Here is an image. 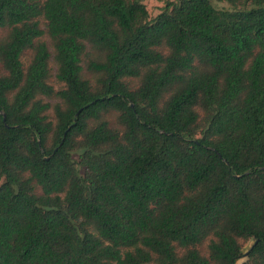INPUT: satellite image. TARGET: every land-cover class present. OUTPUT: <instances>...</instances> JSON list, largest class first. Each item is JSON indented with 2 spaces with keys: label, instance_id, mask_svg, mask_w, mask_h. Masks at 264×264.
Here are the masks:
<instances>
[{
  "label": "trees",
  "instance_id": "obj_1",
  "mask_svg": "<svg viewBox=\"0 0 264 264\" xmlns=\"http://www.w3.org/2000/svg\"><path fill=\"white\" fill-rule=\"evenodd\" d=\"M213 1L0 0V264H264V0Z\"/></svg>",
  "mask_w": 264,
  "mask_h": 264
},
{
  "label": "rangeland",
  "instance_id": "obj_2",
  "mask_svg": "<svg viewBox=\"0 0 264 264\" xmlns=\"http://www.w3.org/2000/svg\"><path fill=\"white\" fill-rule=\"evenodd\" d=\"M178 0H143V2L145 3L149 13H150V17L154 18L156 17L166 6V4L168 2H177ZM214 5L218 8H229L230 5L226 2H218V1H213ZM44 41L47 42V44L49 45L51 51L53 52V47L51 45L50 39L48 36H44L42 38ZM31 56V52L28 53L25 57H24V62L27 64L29 58ZM51 65L53 66L54 72L56 71V65L53 61V59L51 60ZM88 75V74H87ZM90 77V75H88ZM52 82L55 83V85L58 87L59 84L56 82L55 77H52L51 79ZM135 81H133L132 83H134ZM251 241L249 242H244V251H246L250 245H251ZM245 258L241 259L238 261V264H242Z\"/></svg>",
  "mask_w": 264,
  "mask_h": 264
}]
</instances>
